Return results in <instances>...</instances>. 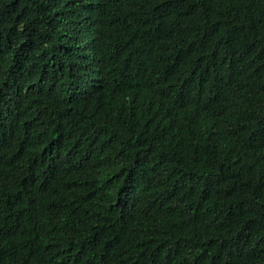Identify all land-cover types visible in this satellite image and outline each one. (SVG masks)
Returning a JSON list of instances; mask_svg holds the SVG:
<instances>
[{
	"label": "trees",
	"instance_id": "16d2710c",
	"mask_svg": "<svg viewBox=\"0 0 264 264\" xmlns=\"http://www.w3.org/2000/svg\"><path fill=\"white\" fill-rule=\"evenodd\" d=\"M0 264H264V0H0Z\"/></svg>",
	"mask_w": 264,
	"mask_h": 264
}]
</instances>
